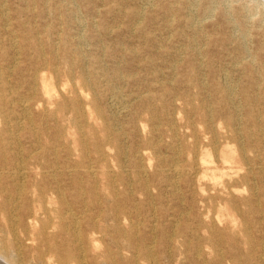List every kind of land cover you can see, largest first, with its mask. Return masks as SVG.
<instances>
[{
  "label": "rangeland",
  "instance_id": "374dc122",
  "mask_svg": "<svg viewBox=\"0 0 264 264\" xmlns=\"http://www.w3.org/2000/svg\"><path fill=\"white\" fill-rule=\"evenodd\" d=\"M47 6L55 9V13H45L41 2H7L5 7L11 18L8 28L12 34L5 31V22L0 15V51L5 50L9 54L6 60L0 59V63L4 72L10 74L12 84L21 79L16 75L17 71L28 74L27 69L30 72L41 68L35 42L41 41L48 51L65 36L70 38V51L75 58L76 41L79 38L83 40L87 69L105 72L109 77H123L122 81H115L110 90L102 75L98 105L104 110L106 119L97 116L94 124L90 125L98 129L105 120L108 124H115L113 133L121 134L120 145L126 152L120 158L123 167L115 164L117 150L114 146L109 153L113 156V168L125 180L118 176L113 187L109 190L103 188L105 180L101 176H89L85 167L89 160L86 158L85 164L77 168L78 176L72 180L67 177L63 181L66 192L79 196L80 208L87 204L88 213L109 215L108 226L114 224L111 219L114 214L110 206L112 200L120 210L127 212L132 221L140 223V232L131 242L133 247L139 244L142 254L137 264H236L237 260L241 264H250L247 261L249 257L258 259V252L250 250L247 245L234 246L209 228L215 209L204 206L199 195L187 187V175L179 176L175 170L187 165L185 160L190 155L192 137L184 135L189 130L186 124L193 122L195 126L203 127V118L206 119L200 111L190 109L187 103L205 106L203 113L211 110L228 117L234 112L238 127L242 128L250 118L252 108L253 117L263 121L262 134L252 128V137L264 146V81L261 77L264 67V7H258L251 0H51ZM138 10L142 12L139 17L131 16ZM191 20H196L197 27L191 26ZM10 61L12 68L6 69ZM250 62L258 68L252 76L247 69ZM79 66L77 68L80 69ZM190 75L197 81L190 82ZM226 76L228 80L224 79ZM214 80L224 87L233 84L230 107L220 103L221 93L215 91ZM252 88L256 93H251L253 97L249 105L245 95ZM19 90L25 92V88ZM114 91L117 93L113 94ZM152 96L156 97L153 102L146 101ZM61 124L72 125L67 122ZM140 124L144 126V132L138 129ZM46 128L48 131L43 144L49 150L43 163L48 165V169L59 167L65 171L64 154L53 150L64 146L63 141L57 139V121L47 119ZM85 130H89L87 126ZM19 136L28 145L34 140L27 130ZM142 151L147 152L144 163L149 164L145 173L136 170L132 163ZM259 154L264 158L261 148ZM91 157L95 158L93 148ZM70 164L74 166V160ZM260 168L251 177L261 190L262 195L256 199L261 206L250 214L255 223L254 227L251 225V234L259 242L264 240V169ZM96 180L100 182L97 184L98 195L90 191ZM146 183L149 191L143 189ZM249 193L245 191V195ZM79 216L83 217L80 213ZM153 227L155 231L151 230ZM224 227L219 225L221 230ZM100 236L105 249L112 251V257L117 258L108 264H123L117 257L120 253L130 261L128 264H133L132 252L138 248L128 251V242L122 240L113 227L107 235ZM177 248L181 249L180 254ZM199 248L203 252L201 256L197 254ZM148 251L153 255L146 257L144 252ZM169 251L175 255L172 261L167 257Z\"/></svg>",
  "mask_w": 264,
  "mask_h": 264
},
{
  "label": "bare ground",
  "instance_id": "6f19581e",
  "mask_svg": "<svg viewBox=\"0 0 264 264\" xmlns=\"http://www.w3.org/2000/svg\"><path fill=\"white\" fill-rule=\"evenodd\" d=\"M9 1L0 0V15L4 19L7 33H11L8 28L11 18L5 7ZM26 1L41 2L45 13L56 11L47 6L51 0ZM251 1L258 7H264V0ZM141 14V10H138L132 12L131 16L139 17ZM196 23V20L190 22L192 27H197ZM59 41L58 45H53L48 51H45L41 41L35 42L43 69L38 67L30 72L27 69L28 74H22V70L17 71L16 75L21 79L15 85L9 81L10 74L4 72L3 64L0 63V264H108L116 257H112V251L105 249L100 234L107 235L111 227L122 240L128 242V251L138 248L132 252L131 258L133 264H137L142 254L139 244L133 247L131 242L140 232V223L136 222L137 220L132 221L127 212L120 210L118 204L112 200L110 206L114 209V214L111 219L114 224L108 226L106 222L109 215L95 216L88 213L87 204L80 208V197L68 194L63 185L67 177L72 180L78 176L77 168L85 164L86 158L89 160L85 166L89 176H101L105 180L102 182L103 188L109 190L113 187L118 176L122 179L121 173L118 175L113 168V156L109 153V149L112 150L114 146L117 150V154H114L117 161L115 164L123 167L120 158L121 155H126V152L120 145L122 137L121 134L113 133L115 124L106 122L104 110L98 105V97L101 95L99 84L102 82V75L110 90L114 82L122 81L123 77H109L105 72L87 69L88 59L82 49L81 38L77 39V46L74 48L76 58L71 55L70 38L65 36L59 38ZM2 51L0 59L6 60L9 54L5 50ZM11 64L12 61L6 69H11ZM12 66L14 67V64ZM247 69L252 76L253 71L258 68L250 62ZM193 75H190V82L197 81ZM213 75L216 76V72L213 71ZM261 77L264 81V67ZM224 79L228 80L227 76ZM214 82L215 91L221 93L220 103L230 107L233 102V84L224 87L216 80ZM19 88H25V92H20ZM262 88L264 94V87ZM246 93L248 94L245 99L250 105L253 97L251 93H256V90ZM155 99L156 97L152 96L146 101L153 102ZM187 104L190 109L200 111L206 119L203 118V127H197L193 122L186 124L189 130L185 131L184 135L192 137L189 142L190 155L185 160L187 165L177 168L175 172L179 176L186 174L187 187L199 195L204 206L215 209L214 215L208 216L212 219L209 228L234 246L247 245L250 250L258 252V259L249 257L247 261L250 264H263L264 240L259 242L252 237L251 227H254L255 223L250 217L251 212L260 208L261 203L258 204L256 199L262 195L256 180L251 176L260 165V169H264V158L259 154V149L264 150V146H260L253 139L252 128L258 129L262 134L263 121L253 117L251 108L250 118L242 128L238 127L239 122L234 112L228 117L222 113L215 114L211 110L203 113L205 106ZM68 112L74 115L69 116ZM97 116L105 118L102 127L98 129L90 125L94 124ZM49 118L57 121V139L64 143L63 148L53 150L57 154H64L65 171L59 167L48 169V165L43 163L49 150L43 144L48 131L46 121ZM60 121L72 125L67 127ZM86 126L88 131L85 130ZM138 129L141 132L145 130L141 124ZM26 130L34 139L30 145L23 143L19 136ZM91 148L95 158L91 157ZM146 157L147 152L142 151L136 159L134 158L135 161H132L136 170L142 173L148 171L149 164L144 163ZM73 160L74 166L70 164ZM95 164L99 166L98 169ZM124 180L123 177L122 181ZM97 184L100 185L99 180H96V185L90 190L95 195L99 193ZM79 188L84 191L82 186ZM143 189L150 190L148 183ZM245 191L250 192L249 195H245ZM79 213L83 215L82 218ZM219 225L225 227L221 230ZM151 230L156 229L153 227ZM176 251L181 253L179 248ZM144 254L146 257L153 255L150 251ZM167 254L169 261H172L174 253L169 251ZM197 254L203 255L201 248L197 250ZM117 257L123 264L130 262L126 261L122 253ZM235 262L241 264L240 260Z\"/></svg>",
  "mask_w": 264,
  "mask_h": 264
}]
</instances>
